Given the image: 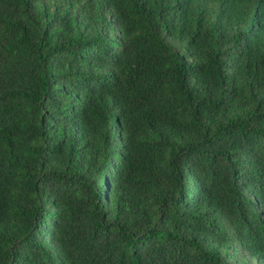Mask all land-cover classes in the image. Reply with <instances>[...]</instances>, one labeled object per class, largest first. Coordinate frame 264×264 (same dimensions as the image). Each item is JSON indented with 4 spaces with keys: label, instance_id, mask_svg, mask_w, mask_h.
I'll return each mask as SVG.
<instances>
[{
    "label": "trees",
    "instance_id": "1",
    "mask_svg": "<svg viewBox=\"0 0 264 264\" xmlns=\"http://www.w3.org/2000/svg\"><path fill=\"white\" fill-rule=\"evenodd\" d=\"M0 264H264V0H0Z\"/></svg>",
    "mask_w": 264,
    "mask_h": 264
}]
</instances>
